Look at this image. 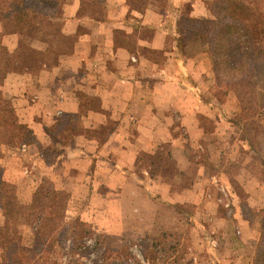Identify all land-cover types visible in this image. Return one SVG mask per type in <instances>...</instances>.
Masks as SVG:
<instances>
[{
	"label": "crops",
	"instance_id": "crops-1",
	"mask_svg": "<svg viewBox=\"0 0 264 264\" xmlns=\"http://www.w3.org/2000/svg\"><path fill=\"white\" fill-rule=\"evenodd\" d=\"M188 3L192 1L66 0L53 19L31 18L18 29L4 26L0 21V68L8 67L0 93L11 103L19 123L35 139L31 144H23L20 150L25 155L23 175L27 168L35 167L42 175V164L48 165L41 147L56 145V162L48 179L57 191L64 186L69 200L89 202V205L83 203L85 213L90 217L98 215L101 218L98 225L106 231L110 225L119 232L124 231L123 226L134 232L140 219L147 218L155 225L144 226L137 235L157 233L161 229L182 232L186 226L181 218L177 219L178 226L170 222L159 225L164 224L163 212L177 206L198 207L204 199L203 181H212L205 173L209 162L204 164L201 156L193 160L182 140L174 139L175 121L171 112L179 114V126L187 133L191 149L197 151L205 145L202 141L210 145L208 138L214 136V145H210L214 169L228 162L226 157L231 158L232 145L224 132L228 126L217 116H211L212 110L201 100L206 84L203 76L207 75L210 87L214 84L210 62L206 60L202 70L199 61L203 60L202 56L193 59L185 50V56L181 57L173 39L176 22L173 8L187 9ZM3 52L9 58L4 59ZM155 52L160 54L163 64L151 58ZM192 59L195 62L189 64ZM187 69L191 78L185 77ZM204 113L207 116H202ZM206 118L213 120L212 132L202 122ZM64 120L77 122L82 129L80 135L74 133L70 145L68 141L54 143L49 134L52 126ZM112 121L117 124L110 128ZM124 122L139 126L136 140L145 145L127 144ZM156 140L168 144V150L164 147L156 150L151 145ZM160 153L163 160L168 157L174 163L177 174L175 181L162 178L163 184L154 194L156 177L144 180L132 170L140 158ZM234 163L248 172L243 157ZM212 179L217 195L216 188L224 184L220 185L224 174L219 169ZM246 179L247 184L252 181L248 176ZM246 183L240 184L249 195V205L257 211L263 209L264 185L251 189ZM145 184L149 187H144ZM208 203L213 206L212 202ZM232 206V215L228 216L225 208L214 201L211 245L220 255L221 264L230 257L242 260L240 253L251 261L261 238L260 229L244 219L233 201ZM107 217L113 222L106 221ZM127 218H131L129 226L123 222ZM195 228L190 229L191 237L200 234L202 237ZM196 247L194 244L190 247L195 261Z\"/></svg>",
	"mask_w": 264,
	"mask_h": 264
},
{
	"label": "rangeland",
	"instance_id": "rangeland-1",
	"mask_svg": "<svg viewBox=\"0 0 264 264\" xmlns=\"http://www.w3.org/2000/svg\"><path fill=\"white\" fill-rule=\"evenodd\" d=\"M191 1L192 3H188L186 6L187 9H185L187 14L194 18H199L201 16V19L209 17L210 10L205 6L204 0ZM195 1L196 4L194 5ZM249 3L252 2L248 1L243 3L238 1L234 5V10L240 20L251 29L257 42L256 70L264 79V5L256 7ZM191 4L195 7L192 8ZM185 50L193 59L198 60L201 59L202 56L203 60H199L201 61L202 70L206 67V60L210 62V77L213 78L214 84L210 87L207 75H204L202 80L203 83L205 82L206 84L203 87L202 95L210 96L212 93L215 94L216 91L218 92L216 80L212 73L213 61L207 52V47L199 38L194 37L186 42ZM202 53H207V56L202 55ZM151 58L155 62L160 63V65L163 64L160 54L155 52V54H152ZM193 59L192 61L190 60L189 64L195 62ZM250 82L254 86H258L260 83L255 77H252ZM232 100L233 99L227 101L226 98L222 97V103L227 101L224 108L229 112L238 110L237 104ZM6 101L11 106V103L8 100ZM9 104L5 102L7 107ZM205 113L209 114L206 110ZM205 113L202 114V116H207ZM211 114L215 116V113H210V115ZM170 116H173L175 121L174 128H172L174 139L182 140V145L190 149L189 157L193 160L196 159L197 156H201V160L204 164L207 161L209 162V165L206 163L208 169L205 170V173H207L206 175H209L212 180L210 182L211 185L207 180L203 181L204 186L206 184L202 196L204 199L198 207L177 206L176 208H172L173 210L163 212L162 217L164 224L160 223V226H166L168 222H170L171 225L178 226L177 219L181 218L184 221L183 226H186L185 231L178 232L161 229L157 233L152 232L137 235V232L142 230L144 226L151 227L155 225L154 222L148 221L147 218H139L141 223L136 224V231L134 232L125 226L122 227L124 231L119 232V230H116L110 225H108L110 230L106 231L103 227L98 225V221L101 219L98 215L90 217V215H88L89 213H85L82 207L83 203L89 205V202H73L69 200L70 196L63 189L64 186H62V190L57 191L48 179L50 177L49 172L56 162V150L53 151L47 148V146L54 148L56 145L46 144L42 147L41 154L44 156L46 165H48V167H46L45 164H42L44 168L42 175V171H37L36 167L34 169L27 168V170H25V173L26 171L27 173L23 175L22 168L25 166L23 156L25 155H22L23 153L20 152V150L24 143L12 133L9 127L0 126V183L6 192H10V197H15L13 208L9 211L3 209V206L7 205V194L5 193V200L0 197V228L4 230V241L1 242V244H20L23 247L31 248L35 233L44 238L51 237L52 240H58L60 248L62 247L60 253L59 251L52 252L46 255L45 258H41L36 264H214V248L211 245L212 241H214V235H212V232H214V201L216 202L221 196V193L219 189L215 187L218 192V194L215 195L214 179L212 178H214L215 172L219 169L224 174L225 178L220 185L224 183L222 186L227 187V191H229L230 194L229 199L231 208L224 209L228 212L226 214L232 215L231 211L232 208H234L232 206L233 201L236 206L238 205L236 208L244 219L246 220L249 218L252 220L251 224L257 226L261 232L260 212L263 211L264 208L257 211L249 205V195L240 183H246V177L248 176L249 180L252 181L248 184L246 183V186L251 189L259 185H264V167L261 163V158H264V113L254 120L257 123L255 124V128L249 126L247 135L254 141L253 149H250L248 143L245 142L244 134L237 127L229 126L228 129L224 130V132L228 133L227 140L229 144L232 145L233 151L231 153V158H225V160L229 161L223 162L219 169H214L212 146L210 148V145H214V136L208 138V142L211 143L210 145L202 141V144L205 145L199 147L197 151L191 149L192 144L188 141L187 133L179 126V114L171 112ZM238 117H236L237 120L239 119ZM202 122L208 130H211L214 126L213 120L211 119L206 118V120ZM115 124H117V122L112 121L110 124L112 127L110 128H113ZM155 126H159L157 122ZM122 127L126 131L127 144L135 146L138 144L145 145V142L141 143L140 140H136L139 133L138 125L132 124L128 126L127 122H124ZM81 130L77 122L64 120L62 123H56V125L52 126L49 130V134L54 143L58 141H68L67 144L70 145L74 133L75 135H80L82 132ZM156 131H159V128H157ZM159 137L162 138V132L161 135L159 134ZM161 143V141L156 140L153 141L151 145H153L156 150H160L163 147L165 150H168L167 146L169 145ZM160 154H156L155 156L150 155L143 159L140 158L137 167L132 170V172L136 174V177L144 178V180L153 178V176L156 177L154 194L159 190L157 188L163 184L162 178L168 179L166 180L168 182L171 180L175 181L174 177H176L177 174L175 172L174 163L170 161L168 157L163 160L162 156L164 155H162V153ZM242 157L243 160H245V166L248 172L238 168L239 166L234 163ZM209 158H211V160H209ZM231 159L233 161H230ZM146 172L148 174H146ZM144 187L148 188L149 186L146 185ZM177 188L176 190H178ZM151 190L152 189H150L149 192H153V190ZM158 196L160 197V195ZM263 199L264 198H262V200ZM163 200L168 204L166 199ZM208 202H212L213 206H210ZM251 203L252 201L250 204ZM255 203H258V199H256ZM263 204L264 201L263 203L261 201V206H263ZM220 206L224 208V206ZM167 207L170 208L171 206L168 205ZM96 208L97 207H95V209ZM178 213L181 214L180 217ZM256 213L257 215H255ZM233 215L235 214L233 213ZM105 220L113 222V219L109 217L105 218ZM130 221L131 218H127V221L123 220L127 225ZM195 227L203 234L202 237H199L201 234L196 238L193 236L191 237L190 229ZM261 241L262 235L259 245ZM193 244L195 247L197 246L196 261L195 255L192 254L190 249ZM243 254L240 253L239 255L242 257V260H234L230 257L225 259V264H237L236 261H238L239 264L251 263L250 258L248 260L247 256H245L246 254ZM217 255L220 257L219 254ZM1 259L0 257V262Z\"/></svg>",
	"mask_w": 264,
	"mask_h": 264
},
{
	"label": "trees",
	"instance_id": "trees-1",
	"mask_svg": "<svg viewBox=\"0 0 264 264\" xmlns=\"http://www.w3.org/2000/svg\"><path fill=\"white\" fill-rule=\"evenodd\" d=\"M65 1L0 0V21L4 26L14 25L18 29L31 18L53 19L58 16ZM238 1L243 3L251 1L252 3L249 4L256 7L264 5V0H204L205 6L210 10L209 17L205 19L190 16L183 7L179 9L174 7L175 12L172 15L176 18V22L172 33L177 52L181 57L185 56V44L191 38H199L207 47V52L213 61L212 73L218 92L210 96L201 94V100L218 119L222 120L223 124L240 129L244 134L245 142L248 143L250 149H253L254 141L247 133L249 126L255 128L257 123L254 120L264 113V79L256 70L257 42L251 29L240 20L234 10V5ZM3 53L4 59L9 58L6 52ZM7 68H0V84L7 73ZM184 74L185 77L191 78L188 69ZM252 77L259 80L258 86L251 84ZM222 97L227 101L233 99L238 110L233 112L225 110L224 106L227 101L222 103ZM5 102L9 104L0 93V126L9 127L22 143H33L35 139L32 132L19 123L12 105L9 104L7 107ZM236 117L239 119L237 120ZM47 148L54 151L53 147L47 146ZM261 163L264 167V158H261ZM5 193L7 194V205L3 206V209L9 211L13 208L15 197H10V192H6L0 183V197L3 200H5ZM260 216L262 241L251 264H264V210L260 212ZM246 220L252 223L249 218ZM3 234V228H0V257L2 258L0 264H36L46 255L55 251L60 253L62 250L58 240H52L51 237L44 238L36 233L31 248L20 244H1L4 241ZM214 259H216V264H221L215 252Z\"/></svg>",
	"mask_w": 264,
	"mask_h": 264
},
{
	"label": "built area",
	"instance_id": "built-area-1",
	"mask_svg": "<svg viewBox=\"0 0 264 264\" xmlns=\"http://www.w3.org/2000/svg\"><path fill=\"white\" fill-rule=\"evenodd\" d=\"M25 148V146L23 147ZM27 173V171H26ZM218 189L221 193V196L216 200V203L219 205L224 206V208L226 209H230L231 208V202H230V194L227 191V189L224 186H218Z\"/></svg>",
	"mask_w": 264,
	"mask_h": 264
}]
</instances>
